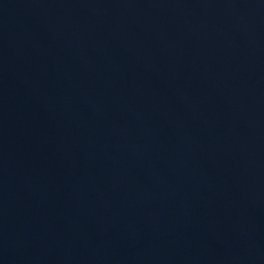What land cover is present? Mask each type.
Here are the masks:
<instances>
[{
	"label": "water",
	"instance_id": "95a60500",
	"mask_svg": "<svg viewBox=\"0 0 264 264\" xmlns=\"http://www.w3.org/2000/svg\"><path fill=\"white\" fill-rule=\"evenodd\" d=\"M0 264H264V0H0Z\"/></svg>",
	"mask_w": 264,
	"mask_h": 264
}]
</instances>
